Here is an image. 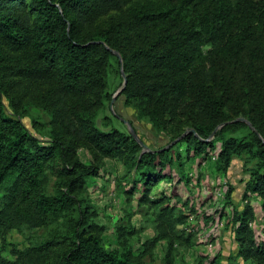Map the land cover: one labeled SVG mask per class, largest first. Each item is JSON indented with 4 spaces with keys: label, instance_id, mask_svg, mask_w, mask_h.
Masks as SVG:
<instances>
[{
    "label": "trees",
    "instance_id": "obj_1",
    "mask_svg": "<svg viewBox=\"0 0 264 264\" xmlns=\"http://www.w3.org/2000/svg\"><path fill=\"white\" fill-rule=\"evenodd\" d=\"M122 73L119 95L139 120L171 140L194 132L142 151L109 107ZM31 106L49 117L44 138L23 122ZM237 117L255 130L237 120L210 138ZM217 142L215 170L242 159L245 191L260 196L264 212V0H0V232L67 221L13 258L0 254V264H146L103 246L81 194L101 165L83 162L78 149L120 162L131 177L127 196L140 184L139 201L157 206L155 219L173 232L185 223L180 200L149 192L176 174L187 184L186 162L207 158ZM232 191L227 225L239 255L264 264L254 213L233 206Z\"/></svg>",
    "mask_w": 264,
    "mask_h": 264
},
{
    "label": "rangeland",
    "instance_id": "obj_2",
    "mask_svg": "<svg viewBox=\"0 0 264 264\" xmlns=\"http://www.w3.org/2000/svg\"><path fill=\"white\" fill-rule=\"evenodd\" d=\"M121 15L122 12L117 11L104 18ZM113 110L131 123L137 137L150 150L165 147L172 141L167 134L139 120L136 110L125 104L124 96L116 97ZM23 122L36 136H46L49 117L43 109L31 106ZM118 126L125 127L120 122ZM219 145L217 142L216 148L208 150L207 158L186 162L187 184L178 182L176 174L171 181L161 180L149 192V198L172 195V202L180 200L177 205L185 216V223L177 225L179 229L173 232L169 224L155 219L157 206L139 201L140 184L133 194L127 196L124 191L132 186L131 177L120 162L107 157L95 161L87 148L80 147L78 155L83 162L101 165L100 174L86 180L81 194L90 205L89 221L95 224L103 246L127 250L132 258L146 264H214L218 261L222 264H249V260L239 255L237 238L227 225L226 213L229 214L232 207L225 206L224 196L228 186H233L232 205L238 210L248 207L253 211L254 218L249 227L258 241L264 240L261 198L245 191L248 173L242 159L234 158L225 174L215 170ZM179 149L185 156L184 145H179ZM187 201V204L182 203ZM66 223L65 218H56L37 228L21 224L4 228L0 232V254L13 258L14 250H24L49 236L60 234Z\"/></svg>",
    "mask_w": 264,
    "mask_h": 264
},
{
    "label": "water",
    "instance_id": "obj_3",
    "mask_svg": "<svg viewBox=\"0 0 264 264\" xmlns=\"http://www.w3.org/2000/svg\"><path fill=\"white\" fill-rule=\"evenodd\" d=\"M115 54L117 55V56H119V54L117 53V52H115ZM119 59H120V56H119ZM122 77H123V81H122V84H121V86L114 92V94H113V96H112V98H111V100H110V104H109V107H110V110L113 112V113H115V111L113 110V104H114V101H115V99H116V97L119 95V93L121 92V90L123 89V87L125 86V84H126V81H127V76L124 74V73H122ZM116 114V113H115ZM118 116V115H117ZM118 118L122 121V122H124L125 124H126V126H127V128H128V130H129V133L135 138V140L143 147L142 148V151H144V150H150L148 147H146V145L137 137V135H136V133H135V131H134V129L132 128V126H131V123L128 121V120H126V119H124V118H122V117H120V116H118ZM237 120H240V121H245V122H247L250 126H251V124L245 119V118H243V117H237V118H235V119H233V120H231V121H225V122H222V123H220L213 131H212V133H211V135H210V137H212L214 134H215V132L219 129V128H221L223 125H225L226 123H230V122H234V121H237ZM252 127V126H251ZM252 130H255L253 127H252ZM188 132H194V130L193 129H189V130H186L185 132H183L180 136H178L177 138H175L174 140H172L167 146H165V147H163V148H161V149H165V148H168L169 146H171V145H173L175 142H177L178 140H180L186 133H188ZM210 138H208L207 140H209Z\"/></svg>",
    "mask_w": 264,
    "mask_h": 264
}]
</instances>
